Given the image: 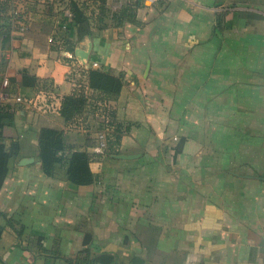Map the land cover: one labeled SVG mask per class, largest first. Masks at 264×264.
Instances as JSON below:
<instances>
[{
	"label": "crops",
	"instance_id": "0c3cea01",
	"mask_svg": "<svg viewBox=\"0 0 264 264\" xmlns=\"http://www.w3.org/2000/svg\"><path fill=\"white\" fill-rule=\"evenodd\" d=\"M32 2L28 31L13 29L0 52V62L7 63L4 78L16 79L12 94L1 90L0 78V106H9L12 114L3 119L0 264H264V146L257 155L248 151L249 165L235 166L231 151L224 154L216 147L214 153L198 142L200 135L179 134L186 140L175 155L179 123L171 113L162 116L154 99L165 92L160 78L166 71L168 90H175L180 47L208 50V43L217 40L208 36L217 14L226 13V23L230 19V28L236 29V59L245 56L254 66L260 55L252 46L259 45L264 32L252 26L264 21V0L142 3L138 23L85 37L73 52L65 48V37L62 43L50 41L59 11L66 7L50 0ZM244 43L249 46L245 55ZM203 56L190 63L202 66ZM91 69L120 77L119 95L108 99L92 89ZM21 71L37 79L35 86L20 87ZM197 71L183 68L184 77L198 76ZM205 72L200 67L199 76ZM248 72L256 74L254 67ZM3 92L8 98H1ZM71 95L84 96L86 105L67 121L61 107ZM17 96L23 101L17 102ZM262 103L256 109L264 108ZM103 110L123 133L112 153L99 154L88 125L95 114L97 125L104 127ZM43 128L63 132L66 158L74 151L90 155L92 183L69 180L67 162L51 174L44 171ZM216 153L222 160L217 162Z\"/></svg>",
	"mask_w": 264,
	"mask_h": 264
},
{
	"label": "rangeland",
	"instance_id": "374dc122",
	"mask_svg": "<svg viewBox=\"0 0 264 264\" xmlns=\"http://www.w3.org/2000/svg\"><path fill=\"white\" fill-rule=\"evenodd\" d=\"M32 1L26 2L25 9L26 12L28 11L27 13L32 12ZM114 1L77 0L95 23V28L98 26L102 28L99 30L100 33L103 30L114 28L111 20L114 14L111 6ZM69 14L71 15L70 10ZM28 16L30 14L26 15V17ZM60 17V15L57 16L59 22L55 26L59 25ZM254 24L252 27H255L258 33L264 32V21H258ZM225 25L224 30L220 28L218 29L219 33L216 31L218 33L217 40L208 43V50H205L206 46L203 45L200 47L194 46L189 50L178 47L182 60L176 61L177 67L180 65V69L176 68V71L179 70V75L175 77V90L173 88L171 89L172 92L168 90L169 87L166 82L168 72L166 71L160 78L165 92H158L159 94H155L154 99L159 102V107L165 113L162 116L171 113L177 119V123H179V126H175V131L178 132L175 135L177 138L181 137L179 134L191 135L196 138H198L197 135H200L201 140L198 142L204 149L210 147L213 149L208 150L214 152L215 148L219 147L223 152H226L224 154L231 151L235 166L243 164L247 166L252 159L248 151L253 150V153L257 155L264 146V139L259 135L264 134V108L262 107L264 99V38H260L259 45L252 46L258 48L256 54H259L260 58L253 59L255 63L254 66H251V61L247 60L245 56H241L240 60L236 59L238 58L237 46L232 38V31H236V29L230 28V19ZM26 28L24 32H26ZM255 28H252V30ZM213 31L216 35L215 30ZM215 35L212 32L211 35H208L209 39ZM62 40V36L57 37V41L60 43L63 42ZM240 49L244 51L243 54L245 55L248 53L249 46L244 43L240 46ZM201 55H204L202 66L196 62L194 64L190 63L191 61H199ZM184 66L186 68L197 67L198 71L194 74H198V76L184 77V75H187L183 72ZM165 67L169 68L167 65ZM200 67L205 68L208 72L199 76ZM253 67L256 74L249 76L248 71ZM221 68L223 71L219 72L218 70H221ZM237 68L239 69L237 70ZM169 71L172 73L171 69ZM188 84L191 88L186 89L187 91L184 92L183 89ZM259 104H262L261 109H256ZM92 111L96 110L92 109ZM91 113L93 114V112ZM96 118L97 116L95 117L94 114L88 125L89 129L95 133V138L98 136L97 131L103 129V127L97 125L99 123ZM176 142L178 141L175 140L174 143ZM218 154L216 156L217 162L222 160ZM254 160H256V157Z\"/></svg>",
	"mask_w": 264,
	"mask_h": 264
},
{
	"label": "trees",
	"instance_id": "16d2710c",
	"mask_svg": "<svg viewBox=\"0 0 264 264\" xmlns=\"http://www.w3.org/2000/svg\"><path fill=\"white\" fill-rule=\"evenodd\" d=\"M118 2V0H115ZM142 0H127L122 6L116 9L112 15V27L121 28L126 23H138L136 19V10L141 6ZM65 7L70 10L71 16L65 14V9L59 11L60 23L58 26H55V32L51 36L53 37V42L57 41V37H65V48L67 51L73 52L75 46L78 42L83 40L85 37H94L99 34L102 28L99 26L95 28V23L90 16L85 12V8L77 2V0H68L65 4ZM12 6L11 1L9 4L4 2L0 4V52L4 51L7 48L6 43L11 40V32L13 29H16L17 26L13 25L12 20ZM217 24L213 30L218 31L224 30L226 28V13L217 14L216 16ZM225 25V26H224ZM53 26V25H52ZM28 25L26 31H28ZM65 32V33H63ZM213 31V35L218 37ZM65 34V35H64ZM7 68V63L4 59L0 62V74H1V90L7 91L8 93L14 94L13 86L16 83L15 78L9 79L10 83L8 87L3 88L2 83L4 80V73ZM19 76H21V88L35 86L37 79L30 76L26 71H21ZM122 81L120 77H114L109 73L103 72L101 70L91 69L89 72V86L94 89L101 91L108 99L115 98L119 95L122 88ZM86 105V99L82 95H71L64 98L61 115L62 117L69 121L75 116L80 115L84 112ZM9 106H0V178L3 174V160L6 155V146H5V137H4V123L3 119L6 117H11L12 114L8 110ZM97 111V110H96ZM96 111L94 113H96ZM101 128V127H100ZM105 129L97 131V133L102 132ZM121 133L123 131L119 126L113 125V130L108 137V149L111 153L113 147L118 145L121 138ZM186 137H181L178 142L173 146L175 155L181 153L185 144ZM96 142V138H95ZM66 144L63 137V132L52 129V128H43L39 137V149H40V158L42 161L43 169L48 174H51L55 169L56 165L59 163H68L67 176L68 179L76 184L88 185L94 180V176L91 173L89 162L90 155L87 152L74 151L71 153L69 158H66L63 152L65 151ZM114 153V152H113ZM106 154V153H105ZM3 215L0 212V216Z\"/></svg>",
	"mask_w": 264,
	"mask_h": 264
},
{
	"label": "built area",
	"instance_id": "2783aa9c",
	"mask_svg": "<svg viewBox=\"0 0 264 264\" xmlns=\"http://www.w3.org/2000/svg\"><path fill=\"white\" fill-rule=\"evenodd\" d=\"M29 0H11V6H12V20H13V25L17 26L18 32H24L26 26H27V12H26V2ZM32 1V0H30ZM51 2L57 4V5H64L68 0H50ZM127 0H118V2H115L112 6L111 9L112 11H115L116 9L120 8L123 3H125ZM159 0H142V3H148V4H154L158 2ZM65 14L69 15V9H65ZM53 37L50 38V41L53 42ZM9 85V81L7 78H4L2 87L6 88ZM9 94L2 93L1 98L6 99L8 98ZM17 102H22L23 98L21 96L16 97ZM98 113V112H97ZM100 118H102V122L105 126V129L98 133V136L96 137V147L94 148L96 153L103 154L107 151L108 149V137L111 134L113 130V125L111 123V120L108 116V113L106 110H103L100 112Z\"/></svg>",
	"mask_w": 264,
	"mask_h": 264
},
{
	"label": "water",
	"instance_id": "95a60500",
	"mask_svg": "<svg viewBox=\"0 0 264 264\" xmlns=\"http://www.w3.org/2000/svg\"><path fill=\"white\" fill-rule=\"evenodd\" d=\"M117 157H118V158H122V159H128V158H130V157H132V156L118 155Z\"/></svg>",
	"mask_w": 264,
	"mask_h": 264
}]
</instances>
